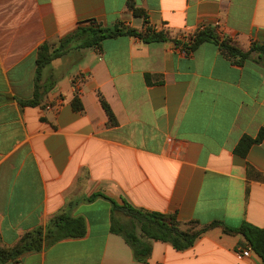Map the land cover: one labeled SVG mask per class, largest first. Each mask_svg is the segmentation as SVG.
Listing matches in <instances>:
<instances>
[{"label":"crops","instance_id":"crops-1","mask_svg":"<svg viewBox=\"0 0 264 264\" xmlns=\"http://www.w3.org/2000/svg\"><path fill=\"white\" fill-rule=\"evenodd\" d=\"M86 26L153 30L170 40L123 35L100 49L72 42L36 82L39 48L57 49ZM200 28L258 51L242 60L206 42L192 52L189 38ZM261 131L264 0H0V247L14 249L58 215L86 224L83 238L0 264H264L253 250L240 258L247 240L223 227L182 252L150 240L140 263L111 231L131 218L110 201L199 228L264 230V139L246 157L236 153L243 137ZM95 195L106 198L88 201Z\"/></svg>","mask_w":264,"mask_h":264},{"label":"trees","instance_id":"trees-1","mask_svg":"<svg viewBox=\"0 0 264 264\" xmlns=\"http://www.w3.org/2000/svg\"><path fill=\"white\" fill-rule=\"evenodd\" d=\"M128 5L135 17L145 18V14L137 9L132 2H129ZM123 35L137 37L144 43H162L170 40L167 34L156 33L153 30L143 33L135 29L125 31L119 26L78 28L75 34L61 42L59 48L52 50V46L48 44H44L39 48L36 60V82L40 81L43 69L55 59L60 58L72 42L76 43V48L78 49H100L105 40L115 39ZM206 42H215L225 55L231 58L238 57L242 60L248 59L253 52L258 51V48L254 46L249 52H242L230 40H219L214 30L210 28L197 31L193 34L190 51L194 52ZM78 96L77 92L73 104L76 110L81 111L82 105L79 103ZM100 102L108 115L110 124L115 125V116L102 96H100ZM21 104L23 106H35L36 100L22 102ZM263 139L264 131H261L256 139L247 136L243 137L236 148V153L241 157H246L251 146L261 143ZM248 172L252 173L254 170L249 168ZM257 176L260 178V175ZM98 197L106 198L103 195H95L89 198L88 201H93ZM110 201L116 209L124 211L131 218V222L126 225L113 223L111 231L125 240L132 249L135 260L140 263H146L151 255L152 247L149 242L150 240L170 244L175 250L182 252L190 249L204 233L214 227H223L226 234L243 235L249 247L264 263V230L262 229L250 225H243L238 229H229L220 223H213L208 227L199 228L196 222L181 223L175 214L143 212L127 205L119 207L115 202ZM85 235L86 224L83 219H73L66 214L58 215L50 221L45 231L39 228L34 232L26 234L14 249L5 250L0 247V262L13 259L28 251H39L43 246H51L65 239L83 238Z\"/></svg>","mask_w":264,"mask_h":264},{"label":"built area","instance_id":"built-area-1","mask_svg":"<svg viewBox=\"0 0 264 264\" xmlns=\"http://www.w3.org/2000/svg\"><path fill=\"white\" fill-rule=\"evenodd\" d=\"M204 29L200 28L199 31H202ZM222 39L224 38V35H222L221 33V36H220ZM190 40V43L192 44V40H193V35L190 36L189 38ZM86 79V77L83 75V74H80L78 75L75 80H74V86L76 88V92H78L77 88L84 82V80ZM252 254V249L251 247H247V248H240L238 249L237 251V255L240 257V258H243V259H246V258H250Z\"/></svg>","mask_w":264,"mask_h":264},{"label":"rangeland","instance_id":"rangeland-1","mask_svg":"<svg viewBox=\"0 0 264 264\" xmlns=\"http://www.w3.org/2000/svg\"><path fill=\"white\" fill-rule=\"evenodd\" d=\"M89 26H86V27H84V28H88ZM91 27V26H90Z\"/></svg>","mask_w":264,"mask_h":264}]
</instances>
